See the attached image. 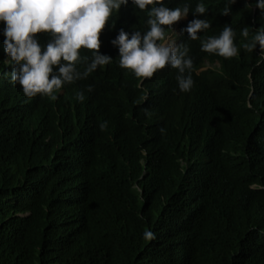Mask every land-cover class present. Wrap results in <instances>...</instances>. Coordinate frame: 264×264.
Listing matches in <instances>:
<instances>
[{
    "label": "trees",
    "instance_id": "16d2710c",
    "mask_svg": "<svg viewBox=\"0 0 264 264\" xmlns=\"http://www.w3.org/2000/svg\"><path fill=\"white\" fill-rule=\"evenodd\" d=\"M247 2L221 15L227 0H203L210 27L196 40L182 31L191 11L178 23L193 61L187 92L174 68L138 78L119 66L110 40L147 27L130 0L99 37L111 62L55 101L0 75V264H264V54L239 47L264 15ZM225 23L238 55L201 51ZM4 39L0 24V73L12 71Z\"/></svg>",
    "mask_w": 264,
    "mask_h": 264
},
{
    "label": "clouds",
    "instance_id": "9594fccd",
    "mask_svg": "<svg viewBox=\"0 0 264 264\" xmlns=\"http://www.w3.org/2000/svg\"><path fill=\"white\" fill-rule=\"evenodd\" d=\"M235 2L227 0L220 14L228 15L229 5ZM130 3L134 10L146 12L147 27L143 32L120 28L110 40L118 48L119 66L138 78H150L165 66L174 68L178 89L189 91L193 85L189 46L171 40L165 26L167 32H175L174 23L186 19L191 11L193 18L182 31L189 40H196L198 33L210 27L207 19L197 16L207 12L203 0H197L191 10L187 0L172 8L166 6L165 0H130ZM248 4L245 0V5ZM251 4L264 15V0H254ZM127 6L129 0H0V24L5 37L2 63L12 67L11 72L3 71L0 75L19 84L27 98L40 95L55 101L64 85L86 78L111 62V56L99 51V37L106 23L109 27L114 25L110 17ZM39 33L48 37L43 44ZM234 35V29L225 23L218 35L200 40V49L226 59L235 57L238 47ZM240 35L248 38L249 28L240 29ZM257 45L264 54V26L256 28L251 38L242 41L239 47L252 51ZM81 49L90 50V58L82 55ZM88 90L91 91V85ZM75 98L83 100L84 95L77 91ZM104 127V123L99 124L101 130ZM142 235L151 239L154 234L145 230Z\"/></svg>",
    "mask_w": 264,
    "mask_h": 264
},
{
    "label": "rangeland",
    "instance_id": "374dc122",
    "mask_svg": "<svg viewBox=\"0 0 264 264\" xmlns=\"http://www.w3.org/2000/svg\"><path fill=\"white\" fill-rule=\"evenodd\" d=\"M181 20H182V19H181ZM181 20H180V21H181ZM180 21L174 23V25H173V27H174V29H175V32H169V34H168V36H169V38H170L171 40L176 41V35H177V32H178V23H179ZM176 42H177V41H176ZM209 68H212V66L209 65V64H207L205 67L202 68V70H207V69H209Z\"/></svg>",
    "mask_w": 264,
    "mask_h": 264
},
{
    "label": "bare ground",
    "instance_id": "6f19581e",
    "mask_svg": "<svg viewBox=\"0 0 264 264\" xmlns=\"http://www.w3.org/2000/svg\"><path fill=\"white\" fill-rule=\"evenodd\" d=\"M177 35H179V31L177 32Z\"/></svg>",
    "mask_w": 264,
    "mask_h": 264
}]
</instances>
